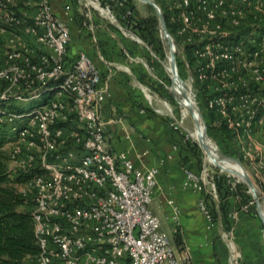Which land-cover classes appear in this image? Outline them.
Returning <instances> with one entry per match:
<instances>
[{
    "label": "built area",
    "instance_id": "2783aa9c",
    "mask_svg": "<svg viewBox=\"0 0 264 264\" xmlns=\"http://www.w3.org/2000/svg\"><path fill=\"white\" fill-rule=\"evenodd\" d=\"M163 1L168 22L192 56L195 80L218 92L207 99L208 110L239 141L264 138V26L239 31L249 26L250 0ZM89 2L102 12L127 5ZM69 9L65 5L64 12ZM0 22V33L16 37L0 54V125L12 135L7 143L15 144L7 151L16 164L9 170L29 176L17 190L30 203L39 247L21 264H194L188 247L170 241L149 207L156 168L136 167L108 141L101 110L110 94L86 53L68 60L70 30L52 0H0ZM42 96L30 111L11 108L12 100ZM206 175L205 168L201 174L185 169V185L203 192ZM208 193L217 200L213 180ZM198 206L211 220L204 199ZM229 246L230 263L238 264L240 252Z\"/></svg>",
    "mask_w": 264,
    "mask_h": 264
},
{
    "label": "rangeland",
    "instance_id": "374dc122",
    "mask_svg": "<svg viewBox=\"0 0 264 264\" xmlns=\"http://www.w3.org/2000/svg\"><path fill=\"white\" fill-rule=\"evenodd\" d=\"M155 1L161 8L165 19L166 12L164 1ZM82 2L86 4V9H88L91 13L90 16H84V22H86L87 27L89 25L90 18L92 20L94 16L100 15V19L106 22L108 27H114L118 36L125 42V45L128 44L129 46L134 47V51L139 56L145 57L144 55L152 52L154 55L153 57L159 58V60L154 61L153 64L156 68V73H154V75H156V79L152 81L147 79L142 83L144 85L142 87L143 92L141 95L144 99V103L148 106V110L151 113H154L168 122H171V129L182 138L188 151H190V158H188V156L183 158V164L185 165L183 173L185 169H188L192 170L196 174H201L205 168L207 175L205 176V184L203 186L204 196H211L208 192L210 191L212 180L217 185V180L223 179L224 182L229 184L233 189L231 191L233 194L230 196L228 204L231 205L230 209L232 211L230 212L228 218L224 217L220 213L221 211L218 207L216 208L219 212L216 213L215 217L214 242H217L218 244V248L215 250V252L218 253V259H215V254H212V252L214 253V250L212 251L213 242L211 247L209 246L211 248L210 257L213 258L211 261H214L215 264L218 261L219 262L217 264H230L228 260L230 254L229 242H232L237 247L241 255L238 264H241L244 254H246V256L251 260L259 257L262 261L261 264H264V220L261 219L258 213L257 203L254 199L253 193L240 177L228 173L216 165L209 163L206 160L207 154H205L197 139L194 138L193 133L196 131V125L193 115L188 111V109H185L180 104L179 100L182 98L176 95L172 88L173 82L170 63V45L160 29L159 18L155 9L140 0H127V5L135 8L137 19L142 23L144 22L148 27L155 31L154 37L151 38L148 36L145 38L144 35L147 33L146 31L143 32L140 29L133 27V25L128 26L123 24V22L117 17L116 8L112 7L110 12H102L98 10L96 3H90L89 0H82ZM68 5L70 7L68 13H70L72 0H70ZM101 7H103V5H101ZM245 15L247 16L244 19V23L249 25L244 28L246 31L256 28L259 24L264 26V0H250V4L245 6ZM64 21L67 23L66 20ZM228 24L232 25L230 21ZM1 25L2 23L0 22V27ZM169 25L170 28L173 29V26L170 23ZM244 29H240L239 31L243 32ZM89 31L91 32V30ZM173 32L169 31L175 42V59L178 76L184 83L185 93L190 98L192 104L200 112L201 117L199 118V121L202 123V120L206 127V140L208 145L215 153L219 164L227 166V168L233 167L234 169L239 170L242 168V170L249 176L255 190L257 191V199L260 210L262 214H264V138H262L261 135L256 134L251 137V139L243 138L239 141V139L235 138L231 131L227 128L226 129L231 133V137H228L219 130L221 127L219 116L214 114L212 111H209L206 106L207 99L218 94V92L213 93L211 91L208 92V90H203V88H205V83L202 84L198 80H195V70L192 68V56L184 49V43H182ZM15 40L16 37L12 32L0 33V54L12 48ZM148 40L151 41L149 42ZM30 43V41L27 42L28 45H31ZM241 72H243L242 68L238 69L237 73L241 74ZM239 78L240 81L245 79L244 76L237 77L238 80ZM238 83L239 82L236 84ZM249 86H251V89L254 88L252 87V84H249ZM43 100L44 96L26 102L16 99L12 100L10 105L13 110H18L19 112L21 110L30 111L40 105ZM2 126L6 127V129L8 128L5 124ZM14 145L15 144H5V147L7 148L4 149L6 150V154L7 151H10ZM247 150H250L251 156L246 154ZM225 157H233L237 159L241 168L235 162L226 160ZM15 165V163L8 160L9 169L14 170ZM16 173L18 172L15 170L14 174ZM238 206L239 208H237ZM242 206L246 207V209L239 211ZM233 211H238L235 217L231 215ZM166 232L170 241L174 245H177L178 243H180L178 245H182V236L187 237V233L184 228L181 230L179 226L175 227L173 237L168 228Z\"/></svg>",
    "mask_w": 264,
    "mask_h": 264
},
{
    "label": "crops",
    "instance_id": "0c3cea01",
    "mask_svg": "<svg viewBox=\"0 0 264 264\" xmlns=\"http://www.w3.org/2000/svg\"><path fill=\"white\" fill-rule=\"evenodd\" d=\"M69 2L53 0V9L70 28L68 60L84 52L100 70L102 84L110 94L101 110L108 141L116 152L132 159L136 167L156 168V186L149 207L159 218L161 230L167 234L168 228L173 237L175 227L184 228L187 237L182 236V243L188 247L194 264H215L211 261L210 247L215 241L216 220H208L199 209L203 192L185 185L183 158H190L191 153L171 129V122L151 113L141 95L142 83L156 79L153 64L159 58L153 57L152 52L139 56L100 15H93L87 27L84 16L91 13L82 0H72L71 11L65 14L64 6ZM212 248L218 259L217 242ZM261 262L259 257L251 260L244 254L241 264Z\"/></svg>",
    "mask_w": 264,
    "mask_h": 264
},
{
    "label": "trees",
    "instance_id": "16d2710c",
    "mask_svg": "<svg viewBox=\"0 0 264 264\" xmlns=\"http://www.w3.org/2000/svg\"><path fill=\"white\" fill-rule=\"evenodd\" d=\"M114 8H116L117 17L123 24L133 25V27L143 32L146 31L145 38L148 36L154 37L155 31L137 19L136 10L133 6L126 5V8ZM126 9L131 11L130 16H126ZM165 21L169 31L173 32L166 14ZM261 31H264V28H261ZM243 32L247 31L244 30ZM219 130L228 137L231 134L223 125ZM11 140L12 135L6 127L0 125V261L6 264H21L25 258L37 255L39 247L34 234L30 203H26L17 190V185L26 182L29 176L22 173L14 174L8 168L9 159L4 146ZM232 190L230 185L226 184L223 179H218L216 185L217 201L211 196H204L203 199L213 219H215L216 213L219 212L216 209L217 207L224 217L228 218L230 215L232 210L230 209L231 205L228 204L230 196L233 194Z\"/></svg>",
    "mask_w": 264,
    "mask_h": 264
},
{
    "label": "water",
    "instance_id": "95a60500",
    "mask_svg": "<svg viewBox=\"0 0 264 264\" xmlns=\"http://www.w3.org/2000/svg\"><path fill=\"white\" fill-rule=\"evenodd\" d=\"M148 5H150L152 8L155 9L158 18H159V23H160V29L163 33V35L166 37L169 45H170V63H171V73H172V88L173 90H176V88H179L180 91H178V96H180L184 101L187 102V109L188 111L192 114L195 115L198 114L199 117H201L199 110L192 104L190 98L187 96V94L185 93L184 90V83L183 81L180 80L179 76H178V71H177V65H176V59H175V42L173 37L170 35L166 23H165V19L164 16L162 14L161 8L159 7V5L156 3L155 0H140ZM175 92V91H174ZM202 123H200L199 120H195V125L196 128L200 131L199 136L197 137V141L198 143L201 145L202 149L204 150L205 154L212 156L211 150L206 137V127L203 123V121L201 120ZM226 160L231 161V162H235L238 166L240 165L239 161L233 157H225ZM217 161L213 162L214 165H216L217 167L225 170L228 173H231L235 176L240 177L249 187L250 191L253 193L254 199L257 203V209H258V213L261 217L262 220H264V214H262L261 210H260V206H259V202L257 199V191L255 190V187L253 185V183L251 182L249 176L242 170V171H238L236 169L232 168H227L226 166H223L221 164L218 163V159H216Z\"/></svg>",
    "mask_w": 264,
    "mask_h": 264
},
{
    "label": "bare ground",
    "instance_id": "6f19581e",
    "mask_svg": "<svg viewBox=\"0 0 264 264\" xmlns=\"http://www.w3.org/2000/svg\"><path fill=\"white\" fill-rule=\"evenodd\" d=\"M174 91H175L176 95H178V91H180V89H179V88H176V90H174ZM179 102H180V104H181L185 109H187V102H186V101H184L183 99H180ZM185 111H186V110H185ZM193 118H194V120H199L200 117H199L198 114L195 113V115H193ZM199 134H200V131L196 128L195 133H193L194 138L197 139V137L199 136ZM211 153H212V156H210V155H206V160H207L209 163H212V164H213V162L217 161V160H216L217 158H216L215 153L213 152V150H211ZM226 167H227V166H226ZM236 170H238L239 172L242 171V170H239V169H236Z\"/></svg>",
    "mask_w": 264,
    "mask_h": 264
}]
</instances>
